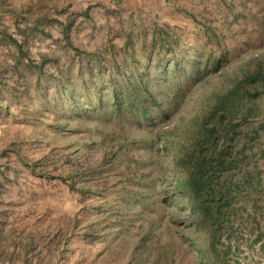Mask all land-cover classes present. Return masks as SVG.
<instances>
[{"label": "rangeland", "instance_id": "rangeland-1", "mask_svg": "<svg viewBox=\"0 0 264 264\" xmlns=\"http://www.w3.org/2000/svg\"><path fill=\"white\" fill-rule=\"evenodd\" d=\"M133 8L132 19L119 12L111 26L62 27L53 43L44 31L0 54L8 86L0 93V248H28L27 263L264 264V95L248 103L253 126L261 124L246 161L259 180L221 235L188 226L165 201L168 161L161 144L150 146L215 95L242 86L257 62L264 68V0H150ZM154 26L176 38L179 65L150 49ZM128 33L125 71L140 73L168 114L151 108L154 125L115 107L112 90L128 86L121 76L111 82L86 65L84 53L120 47ZM207 57L209 71L189 76V59Z\"/></svg>", "mask_w": 264, "mask_h": 264}, {"label": "trees", "instance_id": "trees-1", "mask_svg": "<svg viewBox=\"0 0 264 264\" xmlns=\"http://www.w3.org/2000/svg\"><path fill=\"white\" fill-rule=\"evenodd\" d=\"M130 37L128 33L120 47L109 42L100 53H84L86 65L89 72H106L111 82L115 80V75L121 76L128 86L120 94L112 90L115 107L120 109L124 104L138 125H154L151 108L162 111L164 117L168 114L161 108L162 100L143 81L142 75H129L125 71ZM11 42L21 50L19 43ZM146 42L144 37V47ZM176 46V38L171 37L168 31L158 26L152 28L150 49L171 53L168 62L179 65L185 57L178 56ZM78 52L80 56L82 52ZM207 59L204 63L189 59L186 64L189 76L195 77L209 71ZM209 62H213L215 68L220 65L218 59L212 61L209 58ZM261 63L255 64L252 73L245 72L242 86H230L227 92L215 95L216 99L209 102L188 124L162 130L163 139L157 134L158 137L150 141V146L161 144L168 161L165 201L183 216L184 223L197 230L205 229L212 238L232 228L231 216L241 208L238 202L247 193L249 195L253 183L259 180L258 172L248 167L246 158L248 152L254 151V139L259 136L261 124L259 122L258 128L253 126L252 107L248 105L264 95V68ZM242 194H246L245 197H241Z\"/></svg>", "mask_w": 264, "mask_h": 264}, {"label": "crops", "instance_id": "crops-1", "mask_svg": "<svg viewBox=\"0 0 264 264\" xmlns=\"http://www.w3.org/2000/svg\"><path fill=\"white\" fill-rule=\"evenodd\" d=\"M150 0H0V54L6 56L12 50L10 40L17 43L32 38H42L44 31L50 41L58 42L63 37L62 27L74 24L91 25L94 28L111 26L116 21V15L125 14L132 19L135 16V5L142 6ZM117 7L123 9L119 10ZM96 12L92 17L91 12ZM112 14H107V12ZM118 19V15H117ZM124 19V18H123ZM61 30V32H60ZM56 32V33H55ZM88 33V32H87ZM89 41V40H88ZM11 62V61H10ZM1 75V73H0ZM1 77V76H0ZM0 93L8 86H2ZM28 248H0V264H58L55 261H46L42 257L31 262H25ZM48 249L54 252L55 248H39L45 253ZM9 251V254L3 253Z\"/></svg>", "mask_w": 264, "mask_h": 264}]
</instances>
